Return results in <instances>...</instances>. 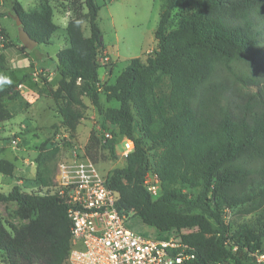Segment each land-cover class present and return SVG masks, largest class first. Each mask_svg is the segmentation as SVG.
Here are the masks:
<instances>
[{
  "label": "trees",
  "instance_id": "trees-1",
  "mask_svg": "<svg viewBox=\"0 0 264 264\" xmlns=\"http://www.w3.org/2000/svg\"><path fill=\"white\" fill-rule=\"evenodd\" d=\"M64 1L73 17L66 26L68 47L56 56L60 80L50 95L60 107V126L71 135L84 118V97L115 128L105 142L92 131L87 152L94 163L107 158L104 152L118 158V137L133 141L125 166L107 180L120 194L118 209L133 212L129 227L143 237L153 228L156 239L197 229L184 237L194 257L188 264H256L254 255L264 254V0H183L175 26L178 0H166L154 55L130 60L114 84H102L99 76L101 6L80 0V11L79 0ZM12 9L38 45L59 30L50 0H42L38 11L15 0ZM5 70L8 62L0 54V72ZM21 85L0 88V125L14 118L5 103L23 98ZM101 95L118 107L104 109ZM50 146L42 144L39 166L60 151ZM14 170L0 160V174L12 177ZM150 171L161 182L156 199L144 186ZM185 189L199 192L194 197ZM0 201L15 203L18 216L29 222L11 232L0 218L6 264H67L72 223L62 200L16 186ZM235 209L256 214L254 224L232 230L225 217Z\"/></svg>",
  "mask_w": 264,
  "mask_h": 264
},
{
  "label": "rangeland",
  "instance_id": "rangeland-1",
  "mask_svg": "<svg viewBox=\"0 0 264 264\" xmlns=\"http://www.w3.org/2000/svg\"><path fill=\"white\" fill-rule=\"evenodd\" d=\"M14 1L0 0V54L4 55L9 64L8 70L0 72V88L22 83L27 87L26 92L31 91L28 93V99L22 98L19 101L5 103L13 112L14 118L0 125V160L10 161L14 164L15 170L12 177L0 174V194L7 195L18 186L27 193L48 195L56 178L58 166L66 153L75 146L87 148L92 131L101 138L106 134L113 137L112 133H116V130L100 116L86 97L83 98L87 107L83 112L84 118L74 134L71 135L68 129L60 126L62 122L60 107L51 97L50 91L57 88L60 79L55 69L57 53L68 47L64 29L66 22L73 17L70 4L64 0H50L54 9V22L60 26V29L48 44L37 45L30 52H26L18 37L19 25L12 9ZM18 1L27 11H38L42 5V0ZM182 1L178 0L173 10L172 26L176 25L182 13L180 7ZM96 2L101 6L99 26L103 43L109 48L114 59L113 61L105 50L99 53L98 63L101 64L99 75L103 78L105 72V74L112 72L107 79L103 78L105 81L103 83L114 84L130 60L134 58L146 60L154 55L157 48L154 32L158 27L166 0H112L111 3H107V0H96ZM76 7L82 10L80 0ZM262 24L264 25V21ZM83 32L86 37L90 36L86 21L83 23ZM104 56L109 58L106 65L104 62L101 63ZM239 67L243 72L250 70L245 64ZM262 67L264 68V59ZM100 100L104 109L116 105L114 102L107 103L104 95L100 96ZM123 140V137L117 138V159L104 152L107 158L96 163L101 174L109 175L113 170L125 166V160L119 158L123 150ZM46 142L52 144L48 149L59 147L60 151L54 159L39 166L36 159L42 144ZM185 191L194 197L199 192L198 189H185ZM17 210L15 203L0 201V218L11 232L29 223L18 216ZM255 217L256 214L244 215L235 209L228 211L225 219L232 230H238L242 225H253ZM129 223V226L134 224L131 220ZM147 233L148 237L154 235V232L147 231ZM194 233H197V229L174 231L170 236L188 245L184 237ZM0 264H6L2 252H0Z\"/></svg>",
  "mask_w": 264,
  "mask_h": 264
},
{
  "label": "built area",
  "instance_id": "built-area-1",
  "mask_svg": "<svg viewBox=\"0 0 264 264\" xmlns=\"http://www.w3.org/2000/svg\"><path fill=\"white\" fill-rule=\"evenodd\" d=\"M102 62L106 65L108 56ZM111 138L106 134L100 139ZM133 150V141L124 137L119 158L126 160ZM107 180L83 146L73 147L58 166L48 195L63 201L72 223L67 264H188L194 258L192 249L174 237L158 240L132 230L133 212L118 209L120 194ZM144 186L152 198L160 196L161 182L154 172L146 175ZM254 256L256 264H264V254Z\"/></svg>",
  "mask_w": 264,
  "mask_h": 264
},
{
  "label": "crops",
  "instance_id": "crops-1",
  "mask_svg": "<svg viewBox=\"0 0 264 264\" xmlns=\"http://www.w3.org/2000/svg\"><path fill=\"white\" fill-rule=\"evenodd\" d=\"M41 1V0H40ZM69 22V21H68ZM68 22H66L67 24H68ZM67 24H66V26H67ZM58 25V24H57ZM59 26V25H58ZM59 29H60V26H59ZM64 31H66V27H65V29H64ZM155 32H156V30H155ZM155 32H154V37H155ZM104 50H105V53L114 61V59H113V57H112V55H111V53H110V51H109V48L107 47V46H105L104 45ZM143 61H145V60H143ZM8 68H9V64H8ZM55 69H56V67H55ZM50 71V70H49ZM52 74H53V72H51ZM106 73V72H105ZM104 73V76H103V78H105V79H107L108 77H109V74H111L112 75V72L110 73H107V74H105ZM59 75V74H58ZM107 75V76H106ZM100 76V75H99ZM103 78H101L100 77V79H101V82H102V84H105V83H103V82H105V81H103ZM60 80V79H59ZM59 80H58V82H59ZM27 87L24 85V84H22L20 87H19V91H20V93H21V95L23 96V98L24 99H28L29 98V96H28V93H30V91L31 90H29L28 92H26L27 90ZM34 95H35V93H34ZM38 95V94H37ZM31 97H33V96H31ZM33 98H35V97H33ZM114 103H116V102H114ZM31 105H33V103H31ZM115 107H118V104L116 103V105H115ZM149 233H152V232H154V235L151 237V238H154V239H156L155 238V229H153V228H147L146 229ZM171 236H168L167 238H165V239H168V238H170ZM158 240H162V239H158Z\"/></svg>",
  "mask_w": 264,
  "mask_h": 264
},
{
  "label": "water",
  "instance_id": "water-1",
  "mask_svg": "<svg viewBox=\"0 0 264 264\" xmlns=\"http://www.w3.org/2000/svg\"><path fill=\"white\" fill-rule=\"evenodd\" d=\"M17 25H19V33L18 37L20 42L22 43L26 52H30L35 46H37V42L30 37L28 32L25 30L22 21L19 17L16 18ZM230 249V247H228Z\"/></svg>",
  "mask_w": 264,
  "mask_h": 264
}]
</instances>
